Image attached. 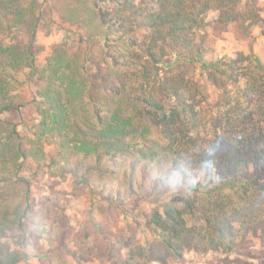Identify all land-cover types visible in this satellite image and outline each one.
I'll use <instances>...</instances> for the list:
<instances>
[{
    "label": "trees",
    "instance_id": "trees-1",
    "mask_svg": "<svg viewBox=\"0 0 264 264\" xmlns=\"http://www.w3.org/2000/svg\"><path fill=\"white\" fill-rule=\"evenodd\" d=\"M108 1L116 7L82 8L97 23L93 34L122 40L118 53L136 62L134 96L128 81L118 85L117 99L101 96L80 60L83 49L69 52L65 43L38 67L41 2L0 0V264L24 258L1 238L7 231L26 234L34 209L20 171L29 157L45 162L46 145L54 146L48 165L61 170L78 155L93 156L101 168L135 147L153 155L171 151L170 170L183 187L149 219L151 260L165 262L169 252L182 257L187 247L233 253L246 233L264 232V64L253 54L207 59L198 34L208 10L242 28L254 13L242 10V0ZM139 33L138 48L125 45ZM194 64L216 90L215 104L205 84L187 74L185 66ZM27 69L42 84L31 101L38 119L24 134L15 117L25 103L19 89ZM107 72L113 75V67Z\"/></svg>",
    "mask_w": 264,
    "mask_h": 264
},
{
    "label": "rangeland",
    "instance_id": "rangeland-1",
    "mask_svg": "<svg viewBox=\"0 0 264 264\" xmlns=\"http://www.w3.org/2000/svg\"><path fill=\"white\" fill-rule=\"evenodd\" d=\"M39 1L43 17L35 37V42L42 46L37 55L38 67L44 65L55 44L65 43L69 52L83 49L80 60L85 65L86 75L97 81V90L103 92L101 96L117 99L118 85L122 88L124 81H128L134 96L138 88L136 62L133 60L130 64L118 53L122 40H108L93 34L97 23L85 7L82 8L116 7L113 2ZM241 6L248 11L247 15H257L248 18L247 28L240 27L237 22H221L218 11H207L205 25L198 31L206 47L207 59L253 54L264 64V36L261 34L264 0H242ZM140 33L133 39L126 37L125 45L138 48ZM170 50V57L174 58V51ZM108 66L113 67V75H108ZM185 67L188 75L205 84V93L211 95L209 105L215 104L216 90L201 73L200 65ZM28 72L27 69L20 75L24 83L19 93L25 103L15 117L16 121L24 122L23 127L18 126L24 134L29 133L28 127L38 119L31 101L42 84L35 76L28 78ZM149 135L154 138V134L149 132ZM45 149L48 154L45 162L37 164L29 157L20 171L27 179L34 209L24 228L26 234L16 231L13 235L7 231L1 238L24 255L16 264H264L262 230L258 234L246 233L233 253L214 249L203 252L187 247L182 257L169 252L165 262L148 258L145 245L155 237L148 226L149 219L183 187L170 170L171 151L168 148L153 155L135 147L106 160L101 168H96L93 156L78 155L62 170L48 165L54 146L46 145ZM18 235L24 239L23 242L18 237L19 245L15 244Z\"/></svg>",
    "mask_w": 264,
    "mask_h": 264
}]
</instances>
